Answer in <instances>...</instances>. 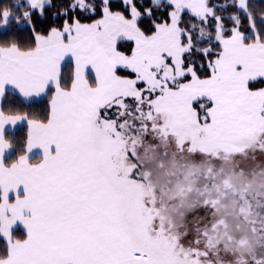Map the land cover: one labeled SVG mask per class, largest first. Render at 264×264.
Returning <instances> with one entry per match:
<instances>
[{
  "label": "snow or ice",
  "instance_id": "1",
  "mask_svg": "<svg viewBox=\"0 0 264 264\" xmlns=\"http://www.w3.org/2000/svg\"><path fill=\"white\" fill-rule=\"evenodd\" d=\"M251 128L264 0H0V264H162L137 144Z\"/></svg>",
  "mask_w": 264,
  "mask_h": 264
},
{
  "label": "clouds",
  "instance_id": "2",
  "mask_svg": "<svg viewBox=\"0 0 264 264\" xmlns=\"http://www.w3.org/2000/svg\"><path fill=\"white\" fill-rule=\"evenodd\" d=\"M219 159L223 163L216 168L207 157H182L185 163L177 161L172 170L175 178L165 195L176 205L158 210L169 225L164 229L168 253L177 264H264V161L249 165L233 157ZM198 183L211 187L198 190ZM205 205L211 209L207 220L198 214L188 219ZM189 232L191 240L181 244Z\"/></svg>",
  "mask_w": 264,
  "mask_h": 264
},
{
  "label": "rangeland",
  "instance_id": "3",
  "mask_svg": "<svg viewBox=\"0 0 264 264\" xmlns=\"http://www.w3.org/2000/svg\"><path fill=\"white\" fill-rule=\"evenodd\" d=\"M261 133H264L262 128L244 129L227 138L211 140L212 142L201 137L195 145V154H193L191 143L182 146L175 135L137 144L138 163L141 165L139 175L143 176V180H138L133 190L134 220L150 238L151 245L162 264H177V261L168 253L170 241L166 239L167 234L164 229H168L169 225L167 222L162 223V218L158 214L162 205L165 207L176 205V200H168L165 192L175 178L172 170L176 167L177 161L185 163L181 160L182 157L193 161H200L207 157L216 168H219L223 163L219 157H233L235 160L253 165L257 160L264 161V135ZM185 139L191 141V137H185ZM208 142H211V146ZM258 148L261 151H256ZM121 163L126 168L133 166L131 161L122 160ZM240 166L243 167L244 163ZM206 186L210 188L211 184L198 183L197 189H204ZM210 211L211 209L205 205L196 213L190 214L188 219L198 214L207 220L206 212ZM169 212L174 214L172 208ZM191 238V232H189L180 243L187 245ZM195 255L194 252L193 256Z\"/></svg>",
  "mask_w": 264,
  "mask_h": 264
},
{
  "label": "trees",
  "instance_id": "4",
  "mask_svg": "<svg viewBox=\"0 0 264 264\" xmlns=\"http://www.w3.org/2000/svg\"><path fill=\"white\" fill-rule=\"evenodd\" d=\"M26 133V128H24V126H22V127H20V128H17V130H16V135L18 136V137H23L24 136V134ZM212 142V141H211ZM211 142H208L209 144H210V146H211ZM160 232V231H159ZM19 234V233H18Z\"/></svg>",
  "mask_w": 264,
  "mask_h": 264
}]
</instances>
